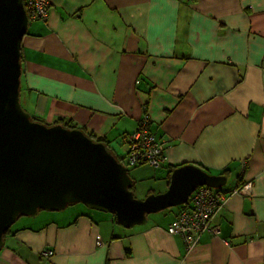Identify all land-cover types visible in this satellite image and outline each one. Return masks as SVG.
I'll return each mask as SVG.
<instances>
[{
	"label": "crops",
	"instance_id": "0c3cea01",
	"mask_svg": "<svg viewBox=\"0 0 264 264\" xmlns=\"http://www.w3.org/2000/svg\"><path fill=\"white\" fill-rule=\"evenodd\" d=\"M47 1L21 42L25 111L70 120L114 153L146 116L165 159L151 176L135 168L136 183L162 192L169 165L196 164L227 171L225 199L218 234L190 250L167 231L179 208L131 228L78 211L16 226L0 264H264V0Z\"/></svg>",
	"mask_w": 264,
	"mask_h": 264
},
{
	"label": "water",
	"instance_id": "95a60500",
	"mask_svg": "<svg viewBox=\"0 0 264 264\" xmlns=\"http://www.w3.org/2000/svg\"><path fill=\"white\" fill-rule=\"evenodd\" d=\"M23 0H0V251L3 235L21 216L61 211L71 204L113 215L124 228L188 203L197 187L226 177L196 164L179 166L164 192L137 199L128 168L102 142L81 130L31 120L20 104L21 42L28 29Z\"/></svg>",
	"mask_w": 264,
	"mask_h": 264
},
{
	"label": "built area",
	"instance_id": "2783aa9c",
	"mask_svg": "<svg viewBox=\"0 0 264 264\" xmlns=\"http://www.w3.org/2000/svg\"><path fill=\"white\" fill-rule=\"evenodd\" d=\"M24 7L29 20H46L48 16L47 0H23ZM149 119L145 116L138 124L137 130L127 137L128 155L124 164L134 166L135 164H147L151 168H159L164 162V148L158 142L152 132H149ZM250 184L234 189L232 193L239 194ZM225 195L219 191L206 186H200L191 194L187 208L177 213L174 220L169 224L167 231L171 235L182 237L187 250H190L198 241L200 234L207 232L212 235L218 234V230L212 224V218L216 211L222 206ZM100 243V242H98ZM47 250L43 255H49Z\"/></svg>",
	"mask_w": 264,
	"mask_h": 264
},
{
	"label": "rangeland",
	"instance_id": "374dc122",
	"mask_svg": "<svg viewBox=\"0 0 264 264\" xmlns=\"http://www.w3.org/2000/svg\"><path fill=\"white\" fill-rule=\"evenodd\" d=\"M20 101V104H21V107L23 108V110H25L24 106H23V101H22V98L20 97L19 99ZM47 124V123H45ZM49 125V124H47ZM115 153H113L116 157H119V158H123L125 156V148H123L122 145H119V144H115ZM134 169L132 168H129L128 167V173L131 177V179H133V175H134ZM148 173L150 174H145V175H153V168L152 169H148ZM146 173V172H145ZM156 179H148V180H145L143 182H137L136 183V186H134L135 188V193H134V196L137 198V199H144L146 198L147 194L150 192V191H153L154 194H158V193H161V192H158V188H156L155 186H157V183ZM226 186V184L222 187H220V190L224 189ZM151 188V190L149 191V189ZM166 190V188H165ZM164 190V191H165ZM162 191V192H164ZM152 193V194H153ZM176 207H172V208H168L164 211H161L162 214H166V216H171L173 213L172 212H175L176 211ZM93 211V210H88L86 207H84L82 204H71V205H68L65 207V209L61 210V211H55V212H50V211H40L36 216L34 217H25V216H21L13 225H12V228H15L16 226H19L21 224H27V225H31L32 223H34L35 220H38L39 219V216H51L54 220H68V219H71L75 216V214L78 212V211ZM93 212H97V211H93ZM98 213H101V214H106V213H102V212H98ZM157 214V213H156ZM153 215V214H151ZM151 215H149L148 217L151 218ZM35 225V224H34Z\"/></svg>",
	"mask_w": 264,
	"mask_h": 264
},
{
	"label": "trees",
	"instance_id": "16d2710c",
	"mask_svg": "<svg viewBox=\"0 0 264 264\" xmlns=\"http://www.w3.org/2000/svg\"><path fill=\"white\" fill-rule=\"evenodd\" d=\"M20 61H21V57H20ZM31 117V120L32 121H35V122H38V123H42V124H45V122L43 121V120H41V119H39V118H37V117H32V116H30ZM55 124H60V125H62L64 128H67V129H78V130H81L89 139H91L92 141H94V142H102V143H104L107 147H108V145H107V141L104 139V138H101V137H99V136H97V135H95L93 132H89L88 130H86V128H83V127H78V126H76V125H74V124H72V122L70 121V120H66V119H56L52 124H49V125H47V124H45V125H47V126H51V125H55ZM128 149H127V151H126V153H125V156L123 157V158H117V160L119 161V162H121L122 164H124V161H123V159L124 160H126V158H127V155H128ZM143 165H145V164H142V163H137V164H135L134 166H128L129 168H132V169H134V168H137V167H140V166H143ZM182 165H185V164H181V165H169L168 167H167V175H166V178H165V180H166V188H167V185L169 184V180H170V174H171V172L173 171V169H175V168H177V167H179V166H182ZM161 166H162V163H161V165H160V167L159 168H155L154 170H159L160 168H161ZM197 166H199V165H197ZM200 168H202L204 171H206V172H208L205 168H203V167H201V166H199ZM227 171L226 170H224L221 174L222 175H225V173H226ZM209 173V172H208ZM129 174V173H128ZM130 176V175H129ZM133 180V184H132V186L129 188V190L130 191H132L133 192V194L135 193V187L134 186H136V181H135V179L133 178L132 179ZM238 187V186H237ZM219 191L221 192V190L219 189ZM149 194H152V192L150 193H148L147 195H149ZM154 194V193H153ZM225 195V194H224ZM187 206H188V203H186V204H184V205H181V206H178L177 208H179L178 210V212H180L181 210H183L184 208H187ZM40 211H42V210H38L37 211V213L36 214H38ZM97 213V214H99L98 212H93V211H85V210H83V212L82 213H79V214H77L76 216L77 217H80V216H88L90 213ZM101 214V213H100ZM106 215H109L111 218H112V220L114 221V222H116L115 221V218H114V216L113 215H110V214H106ZM20 218V217H19ZM18 218V219H19ZM17 233V231H15L14 230V228H12V226L9 228V229H7L6 231H5V233H4V235H3V240H4V242H5V240L7 239V238H9V237H13L15 234ZM48 251V250H47ZM48 252H50V251H48ZM51 256V252L49 253V255H46V256H44V257H50Z\"/></svg>",
	"mask_w": 264,
	"mask_h": 264
}]
</instances>
